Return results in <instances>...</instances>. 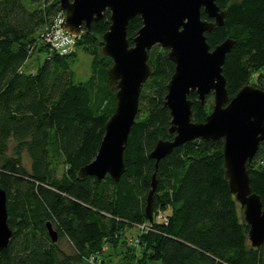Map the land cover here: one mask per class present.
<instances>
[{"label":"trees","instance_id":"obj_1","mask_svg":"<svg viewBox=\"0 0 264 264\" xmlns=\"http://www.w3.org/2000/svg\"><path fill=\"white\" fill-rule=\"evenodd\" d=\"M217 4L225 11L224 23L205 36L211 48L233 40L222 65L231 99L250 83L253 72H263L264 0ZM60 11L59 0H0V188L12 232L0 249V264H92L90 259L105 246L126 245L125 229L143 225L147 227L136 235L134 246L126 245L134 264H264V241L251 246L243 207L224 177L223 138H197L159 161L150 157L158 140L174 135L164 106L174 63L159 45L148 52L152 74L142 85L127 136L124 172L117 181L109 174L100 180L80 175L94 159L116 106L107 74L112 59L99 54L111 21L104 12L89 31L83 25L74 37L76 48L93 55L90 76L76 81L71 63L76 51L49 54L38 40ZM201 17L209 19L203 11ZM141 26L139 16L129 20L130 45ZM35 49L45 55L31 72L24 66ZM258 88L264 89L263 82ZM188 98L193 120L204 121L213 95L203 104L196 92ZM246 167L250 188L264 207V141ZM154 173L148 221L145 206ZM63 239L73 254L60 248Z\"/></svg>","mask_w":264,"mask_h":264},{"label":"water","instance_id":"obj_2","mask_svg":"<svg viewBox=\"0 0 264 264\" xmlns=\"http://www.w3.org/2000/svg\"><path fill=\"white\" fill-rule=\"evenodd\" d=\"M64 13L63 29L78 36L91 22L110 14V25L102 35L99 50L110 57L107 74L109 87L115 90L116 106L105 123L104 135L94 159L80 169L81 176L97 180L109 174L116 181L125 170L123 151L130 127L138 109L142 85L152 74L148 52L154 45L167 49L174 71L167 82L164 106L170 111L169 132L172 139H160L150 153L159 161L172 149L197 138L224 139V177L231 193L243 207L252 247L264 241V207L260 197L252 192L246 164L250 162L261 141H264V89L250 84L243 86L229 99L222 73L227 52L233 40L226 38L211 48L205 33L224 23L225 11L217 0H59ZM203 11L209 19L201 17ZM139 16L142 26L130 45L126 29L130 19ZM196 92L203 104L213 95L212 110L204 121H194L192 101ZM156 185L155 173L145 206V217L152 221V195ZM53 242L56 231L47 224ZM7 224L6 195L0 188V249L11 236Z\"/></svg>","mask_w":264,"mask_h":264},{"label":"rangeland","instance_id":"obj_3","mask_svg":"<svg viewBox=\"0 0 264 264\" xmlns=\"http://www.w3.org/2000/svg\"><path fill=\"white\" fill-rule=\"evenodd\" d=\"M61 15V19H63L64 13L62 11L59 12V16ZM59 20V19H58ZM62 22V20H60ZM61 34L62 35H67L65 32H63V24L61 25ZM50 33H45L42 32L41 34H39V44H45L48 49V53H53V52H57L59 50L51 47L49 45V41L52 38V35H49ZM45 35V36H44ZM71 38V37H70ZM51 44V43H50ZM75 44V42H74ZM73 45L68 44L67 45H63L64 47H61V51L62 53L67 52H71V51H76V55L74 60L71 62L72 63V68L75 72V80L76 81H84L86 80L91 73V64L93 61V55L90 54L87 50H85L82 47H75ZM45 55V52H39L36 49L30 54L29 58L26 60L25 63V68L28 71H34L36 69V67L38 66V64L43 60ZM263 72H260L262 74H260L259 72H253L251 75V81H250V85H252L253 87H256V85H258L259 87V83L263 82L264 85V69L262 70ZM262 75V76H261ZM259 77H261V80L258 79ZM256 87V88H258ZM262 142V141H261ZM260 146V143H259ZM258 146V148H259ZM263 146V145H262ZM257 152V151H256ZM256 154V153H255ZM23 161L25 163H28V158L27 156L24 154L23 155ZM158 218L162 217V214L157 215ZM156 216V217H157ZM241 216L243 217V210L241 211ZM147 226L143 225L141 227H131V228H127L125 229L122 237L126 238V245L129 246H134L135 240L136 238L138 239V237L136 235L139 234V232H141V230H144ZM137 241V240H136ZM125 244L121 243L118 244V246L116 247H107L106 246L100 251V253H98V257L96 258L93 257L90 259L92 264H134L133 260L130 258V256H128V253L130 252V248H128ZM59 246L60 248L67 254H73L74 251L72 249V247L69 245V243L66 240H61L59 241ZM147 264H158L157 261L155 262H148Z\"/></svg>","mask_w":264,"mask_h":264},{"label":"built area","instance_id":"obj_4","mask_svg":"<svg viewBox=\"0 0 264 264\" xmlns=\"http://www.w3.org/2000/svg\"><path fill=\"white\" fill-rule=\"evenodd\" d=\"M60 20H62V22ZM63 22H64V16H63V19H61V15L58 16L56 18V21H55L53 27L51 28V30H49L47 32V33H50L49 35H52V38L49 41L51 44L49 43V45L51 47L59 50L60 52H62L61 51L62 50L61 47H64L63 45H67V46H68V44L73 45L74 41H75L74 37H76V36H73V35H71L69 33L67 34L65 30H63V32H65L67 35H62L61 34V32H60V30H61L60 24L62 25ZM159 217H160V215H159Z\"/></svg>","mask_w":264,"mask_h":264}]
</instances>
